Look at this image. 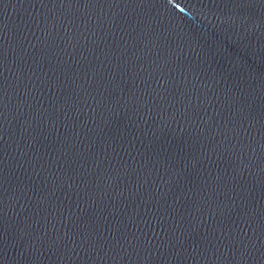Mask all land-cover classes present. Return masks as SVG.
Instances as JSON below:
<instances>
[{
  "label": "water",
  "instance_id": "water-1",
  "mask_svg": "<svg viewBox=\"0 0 264 264\" xmlns=\"http://www.w3.org/2000/svg\"><path fill=\"white\" fill-rule=\"evenodd\" d=\"M0 264H264V0L0 20Z\"/></svg>",
  "mask_w": 264,
  "mask_h": 264
}]
</instances>
